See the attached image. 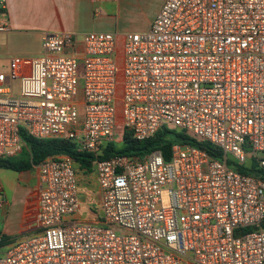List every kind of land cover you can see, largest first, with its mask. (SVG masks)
<instances>
[{"label": "built area", "instance_id": "1", "mask_svg": "<svg viewBox=\"0 0 264 264\" xmlns=\"http://www.w3.org/2000/svg\"><path fill=\"white\" fill-rule=\"evenodd\" d=\"M41 47L0 72V160L22 153V132L75 143L96 157L102 219L75 218L76 164L48 157L39 230L0 264H264V179L239 171L264 170V0H166L145 32H50ZM163 128L223 158L178 144L169 160L99 159L119 131L143 141Z\"/></svg>", "mask_w": 264, "mask_h": 264}, {"label": "crops", "instance_id": "2", "mask_svg": "<svg viewBox=\"0 0 264 264\" xmlns=\"http://www.w3.org/2000/svg\"><path fill=\"white\" fill-rule=\"evenodd\" d=\"M120 1L93 3L92 0H6L5 17L10 23L11 30L8 34H0V49L3 52L11 51L13 55L16 54L15 57H18L17 54L19 53L39 52L38 55L23 58L37 57L42 53L41 39L44 33L70 32L79 34L75 32L78 26L96 16L95 5H98L105 14H109L114 10L113 6L119 5ZM153 20H150L140 32L149 30ZM107 32L119 33L113 29ZM33 44L39 47L38 51L32 48ZM7 61L8 66H10V58ZM12 83L15 92H18V82ZM16 83L17 89L15 88ZM2 171L0 170V187L2 189L0 204L1 236L8 239L12 237L18 239L37 232L39 230L38 202L42 190L39 165L27 172L12 171L11 174H3ZM83 172L85 178H80L78 175L80 210L77 213L78 218H75L80 221L97 223L101 221L102 214L96 174L94 171L89 173L84 170ZM82 194H87V198H83ZM17 204L21 207V225L18 229L7 223L12 207H16ZM81 209L86 212V216H80ZM18 234L20 236H17ZM16 239H11V243ZM11 243L6 246L8 247Z\"/></svg>", "mask_w": 264, "mask_h": 264}, {"label": "trees", "instance_id": "3", "mask_svg": "<svg viewBox=\"0 0 264 264\" xmlns=\"http://www.w3.org/2000/svg\"><path fill=\"white\" fill-rule=\"evenodd\" d=\"M21 136L25 143L22 153L14 158L1 159L0 170L27 172L40 165L48 157L65 155L71 157L80 169L88 172L93 171L96 157L91 153L82 152L73 142L60 139L38 140L25 132H22ZM178 144L202 149L220 160L223 158V153L219 148L191 136L187 131L163 128L153 137L143 141L137 140L132 132L124 130L122 143H109L99 159L106 160L114 156L144 159L154 151H161L164 157L169 160L173 147ZM250 165V168L242 167L239 168V171L264 179V170L259 168L255 161H252ZM11 241V239L1 236L0 233V247L8 245Z\"/></svg>", "mask_w": 264, "mask_h": 264}, {"label": "rangeland", "instance_id": "4", "mask_svg": "<svg viewBox=\"0 0 264 264\" xmlns=\"http://www.w3.org/2000/svg\"><path fill=\"white\" fill-rule=\"evenodd\" d=\"M164 0H121L119 5L115 4L113 6V11L109 14H105L98 5L95 9V15L89 18L88 21H84L82 24L78 26L75 32L79 34H84L87 32L93 31H101L107 32L117 31L120 34H125L129 32H140L142 28H144L150 20H153L156 15L159 13L161 9V5L163 4ZM107 15V16H106ZM33 49L38 51L39 47L37 45H32ZM11 50V49H10ZM14 52V51H13ZM39 52H33L30 54L19 53L17 54L18 57H31L38 55ZM16 55V54H15ZM11 51L3 52L0 49V72L6 73L9 70L8 61L9 58L15 57ZM15 88L17 89V83L15 84ZM121 121V118H120ZM123 140V133L119 131L117 133V144H121ZM262 157V154H259ZM76 170L79 177H84V170L80 169L79 166L76 165ZM3 174H11L12 171L3 170ZM90 173V172H89ZM93 187V186H92ZM93 190V188H92ZM85 192V191H84ZM87 194H82L83 198H87ZM82 210V209H81ZM82 212V213H81ZM80 216H86V212L84 210L80 211ZM74 217V216H73ZM78 218V214L75 215ZM8 224H10L13 228H20L21 225V207L19 204L12 207L11 214L8 218ZM17 236H20L18 234ZM16 239V237L11 238ZM7 246L0 247V255H3L7 252Z\"/></svg>", "mask_w": 264, "mask_h": 264}]
</instances>
